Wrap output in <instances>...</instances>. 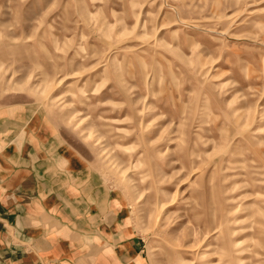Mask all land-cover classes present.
<instances>
[{
    "label": "rangeland",
    "instance_id": "1",
    "mask_svg": "<svg viewBox=\"0 0 264 264\" xmlns=\"http://www.w3.org/2000/svg\"><path fill=\"white\" fill-rule=\"evenodd\" d=\"M26 149L143 264H264V0H0V167Z\"/></svg>",
    "mask_w": 264,
    "mask_h": 264
},
{
    "label": "crops",
    "instance_id": "2",
    "mask_svg": "<svg viewBox=\"0 0 264 264\" xmlns=\"http://www.w3.org/2000/svg\"><path fill=\"white\" fill-rule=\"evenodd\" d=\"M46 160L26 149L0 167V264H143L110 194Z\"/></svg>",
    "mask_w": 264,
    "mask_h": 264
}]
</instances>
